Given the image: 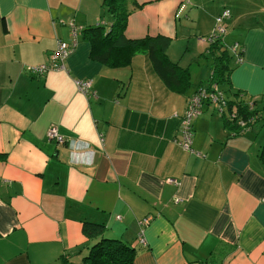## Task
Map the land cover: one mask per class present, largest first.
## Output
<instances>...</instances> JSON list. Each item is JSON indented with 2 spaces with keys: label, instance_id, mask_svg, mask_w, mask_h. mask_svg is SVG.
<instances>
[{
  "label": "crops",
  "instance_id": "1",
  "mask_svg": "<svg viewBox=\"0 0 264 264\" xmlns=\"http://www.w3.org/2000/svg\"><path fill=\"white\" fill-rule=\"evenodd\" d=\"M134 1L126 37H169V58L189 71L179 88L145 54L123 67L91 56L84 30L112 21L103 0H0V264H83L96 241L84 222L135 246L133 264H264L262 119L236 134L205 100L192 149L178 143L189 98L212 82L209 39H190L181 14L198 23L206 11L209 28L195 32L207 33L231 10L224 44L239 49L227 48L234 67L219 86L264 100V0ZM73 29L64 70L28 71Z\"/></svg>",
  "mask_w": 264,
  "mask_h": 264
},
{
  "label": "trees",
  "instance_id": "2",
  "mask_svg": "<svg viewBox=\"0 0 264 264\" xmlns=\"http://www.w3.org/2000/svg\"><path fill=\"white\" fill-rule=\"evenodd\" d=\"M130 4L138 7L134 0H103V6L111 15L112 21L109 25L99 23L84 30L85 38L92 44L91 56L110 66L123 67L130 65L137 54H145L163 82L169 88H179L183 82L188 81L189 71L169 58L167 53L171 42L169 37L163 35L140 39L126 37L128 17L134 10ZM229 11L231 16V10ZM209 46V55L214 63L210 80L216 83L227 101L229 115L226 117V123L236 134L243 132L245 128L251 129L259 120L264 119V100L243 90L224 91L219 85L227 79L234 64L230 60L223 37L211 41ZM240 121L245 123V127L239 123ZM261 157L264 161V145ZM105 229L104 223L84 222V235L89 240L96 241L84 256L83 264H133L137 254L135 246L118 238L105 237Z\"/></svg>",
  "mask_w": 264,
  "mask_h": 264
},
{
  "label": "built area",
  "instance_id": "3",
  "mask_svg": "<svg viewBox=\"0 0 264 264\" xmlns=\"http://www.w3.org/2000/svg\"><path fill=\"white\" fill-rule=\"evenodd\" d=\"M183 7V6H182ZM181 7V8H182ZM230 17L229 9H224L221 15L217 18V26L214 34L209 38V42L214 41L216 38L223 37L226 32L224 23ZM73 41L68 43L66 41H59L57 48L53 51L48 63L28 66V71L32 74H46L52 70H64V61L73 52L77 44V31L72 30ZM233 50L239 49V43H235L232 46ZM238 56V61L242 60V57ZM78 91L85 95H93V80L91 78H81L75 80ZM205 100L214 102L218 109L223 113L227 112L228 104L222 91H219L216 83L211 82L209 87L201 86L196 93H194L188 100L187 108L182 120L180 128V138L178 143L186 150L192 149L193 127L192 121L201 113L202 105ZM242 126L245 125L243 121L239 122ZM245 127V126H244ZM246 129V128H245ZM51 137H57L62 141L63 138L59 135L57 127L52 126L48 132ZM149 218L145 217L141 224H147ZM139 241L141 244L146 245V239L144 237L143 226L139 232Z\"/></svg>",
  "mask_w": 264,
  "mask_h": 264
},
{
  "label": "rangeland",
  "instance_id": "4",
  "mask_svg": "<svg viewBox=\"0 0 264 264\" xmlns=\"http://www.w3.org/2000/svg\"><path fill=\"white\" fill-rule=\"evenodd\" d=\"M130 2H132V1H130ZM130 5H132V7L134 8V5L133 4H130ZM205 5H206V3H205ZM181 6V5H180ZM184 8H185V5H182ZM181 6V7H182ZM210 6H213V5H210ZM209 6V7H210ZM179 8L180 9V12L184 9L183 7L182 8ZM208 7V8H209ZM182 9V10H181ZM216 10V8H212V11H215ZM179 11V10H178ZM182 16H181V21H180V23L181 24H183L184 26H186V29H188V32H189V36H190V39H195L196 38V41L198 40V39H204V40H208L213 34H214V32H215V30H216V26H217V18H218V16H216V18H215V21H214V24H213V28H212V30H211V32L210 31H208L207 33H204V32H202V31H198V32H195V28H197V25H198V27L200 28V29H205V28H209V23H207V17L209 16L207 13H206V11H199V12H196V17L198 18L197 20H198V23L197 22H192L191 20H189V18H186L185 17V13L184 14H181ZM193 20V19H192ZM224 25H225V27H226V32H225V34L223 35V37L225 38V40H226V38H227V36L229 35V33H230V23L228 22V20H226V22L224 23ZM184 28V27H183ZM78 34V33H77ZM192 34H194V36H192ZM236 36H238V34L236 33ZM230 37H232V36H230ZM226 42V41H225ZM226 44L228 45V47H229V49L230 50H232V46H233V44L234 43H232V41H230V39H227V42H226ZM201 59L202 60H206V59H209V64H211V62H212V66H213V59H212V57L211 56H209L208 58L207 57H203V56H201ZM207 74H208V72H207ZM208 79V77L206 76V79H201V80H207ZM195 80V79H194ZM197 80V79H196ZM210 80V79H209ZM208 80V81H209ZM208 81H207V83H208ZM209 85V84H208ZM221 86L223 87V88H226V85H225V83H222L221 84ZM264 119H262L261 121H260V126H261V124L264 122L263 121ZM258 125V126H259Z\"/></svg>",
  "mask_w": 264,
  "mask_h": 264
}]
</instances>
